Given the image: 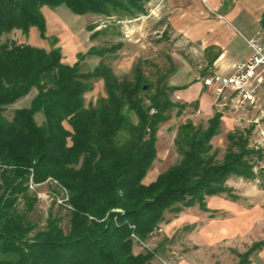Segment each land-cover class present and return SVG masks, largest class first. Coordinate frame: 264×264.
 <instances>
[{
  "label": "trees",
  "instance_id": "obj_1",
  "mask_svg": "<svg viewBox=\"0 0 264 264\" xmlns=\"http://www.w3.org/2000/svg\"><path fill=\"white\" fill-rule=\"evenodd\" d=\"M147 2L0 0V165L5 166L0 168V264H153L157 248L136 252L143 247L131 233L144 242L167 212L178 214L195 204L206 210L210 195L234 197L227 186L231 176L255 178L261 148L252 127L228 131L219 159L212 143L221 131L222 113L216 111L205 126L191 119L178 124V161L149 183L143 181L156 158L159 126L172 118L174 109L181 115L197 107V100L172 99L179 88L168 82L172 65L164 70L156 65L146 74L139 62L131 76L120 77L104 57L120 43L91 45L70 64L56 36L48 49L1 40L14 29L28 35L33 27L49 39L44 6L65 5L80 15L136 17L146 12ZM99 33L93 31L90 38ZM88 56L100 59L84 70ZM98 79L105 95L86 104L85 93ZM32 88L37 92L30 106L16 108L8 118L7 107ZM38 112L44 118L40 123ZM31 173L34 182L52 178L67 191V230L52 210L44 227L36 229L28 215L37 202L28 187ZM20 201L24 209L18 208Z\"/></svg>",
  "mask_w": 264,
  "mask_h": 264
},
{
  "label": "rangeland",
  "instance_id": "obj_2",
  "mask_svg": "<svg viewBox=\"0 0 264 264\" xmlns=\"http://www.w3.org/2000/svg\"><path fill=\"white\" fill-rule=\"evenodd\" d=\"M41 10L45 17L46 35L50 37L49 39H42L39 36L38 29L33 27L28 35L23 34L19 29H14L8 34H3L1 40L28 41L32 44H35L36 40L37 44L48 49L52 36H56L58 38L56 45L61 47L63 55H77L78 52H86L91 45L110 46L120 43L121 46L115 53H109V55L104 56L106 62L112 66L113 71L120 77L131 76L135 65L139 62L146 74L156 70L157 66L164 70L174 63L171 58L172 55L160 54V40L162 38L157 36L159 34L156 31L158 24L154 21V17L158 15V12L154 6L149 10L150 16L140 17L138 18L139 20L132 23L129 22L131 21L128 20L129 17H118L117 15L106 17L93 13L75 14L65 5H60L54 9L44 6ZM91 25L94 28L89 30ZM93 31H100V33L90 38ZM99 59L98 56L86 57L82 61L83 69L92 68L98 63ZM36 92V89L32 88L27 94L17 98L7 107L4 114L10 118L16 108L29 107ZM176 94V91L171 94L172 99L183 102ZM104 95L102 81L98 79L94 81L93 88L85 93V102L86 104L94 102L96 98ZM209 95L208 99L198 97L196 99L197 107L186 108L181 115L176 114L174 109L172 118L159 126L156 134L157 154L143 180L145 183L154 180L157 174L178 161L179 154L174 146V138L178 124L186 119H191L195 124H203L205 126L207 119L213 116L216 111L222 113L221 131L212 138L213 146L219 150L217 155L219 159H222L224 154L227 144L226 133L230 130L252 127V138H257V143L260 141L261 130L264 127V109L258 106L254 109L250 107L236 108L232 103H228L227 100L218 101L213 94L210 93ZM35 118L38 123L44 119L41 112L36 113ZM256 118L259 119V123L254 122ZM2 167L5 166L0 165V168ZM260 178V181L257 182L256 178L247 180L243 177L231 176L227 181V186L233 189L234 197H228L225 194L210 195L205 200L206 210L201 209L199 204H195L194 206L183 208L178 214L167 212L165 215L166 219L150 234L151 241L149 242L147 238L146 242H143L142 247L144 250L142 251L154 248L153 245L160 243L159 250L165 247L166 250L168 249L167 252H175V254H172L174 256H180L198 248L201 256L208 255V248L204 245L203 237H201L202 231L208 228V212L229 210L243 215L264 212V176ZM33 183L36 182L33 181ZM30 186L31 178L29 179L28 187L31 192L37 195V202L28 215L32 221L37 223L36 229L44 227L49 211L52 210L53 213L59 216L61 226L67 230L69 226L67 191L60 187L57 181L52 178L36 183L33 187ZM53 201H55V204H53ZM211 206L216 210L208 209ZM18 208L24 209L22 201L18 204ZM118 210L120 209L117 208ZM158 253L162 258H167L165 256L166 253L163 254L161 251ZM169 262L171 261L169 260ZM160 263L158 261L156 264Z\"/></svg>",
  "mask_w": 264,
  "mask_h": 264
},
{
  "label": "crops",
  "instance_id": "obj_3",
  "mask_svg": "<svg viewBox=\"0 0 264 264\" xmlns=\"http://www.w3.org/2000/svg\"><path fill=\"white\" fill-rule=\"evenodd\" d=\"M152 6L158 12L154 21L157 36L162 38L160 54L172 55L174 62L169 84L179 87L176 96L183 102L208 99L212 87L203 81H209L211 75L230 74L234 64L250 54L245 38L257 31L264 38V0H148L146 12L129 17V22L149 15ZM35 45H39L36 40ZM63 56L70 64L77 60V55ZM208 209L216 210L212 206ZM202 232L208 255L201 256L198 248L174 256L175 252L169 253L165 247L159 250L160 243L151 249L167 252L171 264H264V244L256 246L264 240V212L243 215L211 211L208 228ZM147 240L150 242L151 237ZM142 250L136 247V252ZM152 260L158 263L156 258Z\"/></svg>",
  "mask_w": 264,
  "mask_h": 264
},
{
  "label": "built area",
  "instance_id": "obj_4",
  "mask_svg": "<svg viewBox=\"0 0 264 264\" xmlns=\"http://www.w3.org/2000/svg\"><path fill=\"white\" fill-rule=\"evenodd\" d=\"M250 47V54L243 60L236 62L233 71L226 75H211L209 81L204 84L211 86L216 100H227L236 108L261 107L264 109V38L260 31L254 36L245 38ZM262 111V110H261ZM264 114V112H263ZM259 119H254V122ZM257 182L264 176V151H261V160L253 168ZM31 186L33 179L31 173ZM131 237L143 245L135 233ZM158 261L163 264H171L168 260L155 254Z\"/></svg>",
  "mask_w": 264,
  "mask_h": 264
},
{
  "label": "bare ground",
  "instance_id": "obj_5",
  "mask_svg": "<svg viewBox=\"0 0 264 264\" xmlns=\"http://www.w3.org/2000/svg\"><path fill=\"white\" fill-rule=\"evenodd\" d=\"M256 123H259V120H256ZM263 123H264V121H263ZM261 133H262V136H261L260 141H258V145L260 146L261 151H264V127H262Z\"/></svg>",
  "mask_w": 264,
  "mask_h": 264
},
{
  "label": "water",
  "instance_id": "obj_6",
  "mask_svg": "<svg viewBox=\"0 0 264 264\" xmlns=\"http://www.w3.org/2000/svg\"><path fill=\"white\" fill-rule=\"evenodd\" d=\"M145 88L147 87V86H144Z\"/></svg>",
  "mask_w": 264,
  "mask_h": 264
}]
</instances>
